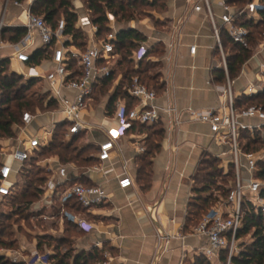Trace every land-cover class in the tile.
I'll return each mask as SVG.
<instances>
[{
    "label": "built area",
    "instance_id": "built-area-1",
    "mask_svg": "<svg viewBox=\"0 0 264 264\" xmlns=\"http://www.w3.org/2000/svg\"><path fill=\"white\" fill-rule=\"evenodd\" d=\"M36 0H28L25 7L27 21L24 26L27 31L19 42H7L1 39V32L4 27H12L7 24L6 15L11 3L22 6L20 0H3V7L0 11V60L8 59L10 63L16 64L15 73L23 77V81L35 80V85L44 82L47 87L46 102H55L59 106V115L62 117L61 124H66V139H71L85 131H91L96 126L85 118V112L93 101L96 86L105 78L111 76L113 65L110 59L114 57V42L118 38L122 28H127L126 22H119L114 12L107 11L106 28L108 33L104 38H98V27L93 25L89 30L90 44L81 51L78 48L67 45L70 38L65 34L66 19L60 18L58 24L53 28L47 23L44 17L32 13L31 8ZM194 12H205L211 25L216 40L217 50L220 55V65L226 75L225 85L221 87L220 107L205 110L189 109L190 118L193 121L208 124L212 133V139L219 145L228 146L230 160L226 163L225 172H228L229 165L235 170V180L230 187V193L220 208H213L193 229L197 235L207 238L208 244L201 250L210 261L218 258L221 251H228L227 264H231V257L238 251L236 236L243 225V202L248 199L264 217V196L263 181L255 177L256 164L264 159L263 152L256 154L243 153L240 148L241 131H249L255 135L264 128V109L255 105L238 108L236 101L242 96H250L254 88L248 87L243 92L234 91V80L229 76L228 57L230 52L224 47L222 32L227 31L232 41L246 49L251 48L250 30L243 25L236 23L242 14L247 19L257 20L264 5L260 0H252L239 13L228 0H218L222 7V14L218 19L214 9L213 0H186ZM80 27L91 25L88 17H79ZM78 23V24H79ZM121 23L124 25H121ZM183 23L179 18L176 28ZM40 38L42 48L52 52L51 62L53 67H45V59L40 62H33L31 51L36 43V37ZM180 39V33L178 34ZM177 37V41L179 40ZM176 42H170L169 48L173 49ZM264 49V33L259 45L255 48L254 54ZM5 50H9L8 56L1 57ZM197 46H190V54L195 56ZM137 55V53H136ZM76 57L78 66L73 69L71 60ZM168 59V58H167ZM121 77H119L120 79ZM118 79V80H119ZM114 83V87L118 84ZM111 90V92H112ZM128 94L136 103L130 106L127 100L121 96L113 103V110L109 116V125L99 126L97 129L105 131V139L99 143L97 155L98 163L86 169V173L98 172L105 175L107 171L104 165L113 163L121 156L120 143L125 137L130 136L133 140L136 151L143 153L144 146L141 144L142 137L138 134H129L135 123L153 126L162 122L166 116L170 129L174 130L182 123V112L175 105L165 108L155 104L157 91L147 84L134 77L131 86L127 89ZM36 115L27 110L22 115V124L16 127L19 135L14 138L15 143L8 145L7 140L0 139V201L11 199L20 191L18 177L26 176L30 167L29 163L36 160L42 149L48 147L55 133V127L51 129L40 128L27 138L21 137L28 127L33 123ZM255 120L256 123H252ZM250 121V122H249ZM218 157V156H217ZM37 164L45 169L48 178L43 186L44 193L38 203L33 205L34 212H44L45 208H55L56 213H42L39 218L55 222L58 225L57 231L64 228L65 222L74 225L78 229L91 227L86 213L95 207L104 204L108 200L107 192L100 185H89L81 182H73L68 174L67 164L60 162L59 158L39 159ZM132 178L124 173L119 179L121 188L132 185ZM26 187V186H25ZM68 206V204H70ZM73 205H78L83 213L76 212ZM71 209L70 211L67 210ZM54 231V230H53ZM176 235H157L159 244L169 242ZM180 237V236H179ZM20 252L8 249H0V255L13 264L20 262ZM52 251L42 252L38 246L30 250L29 256L22 260L25 264H53L51 259ZM97 264H109L107 261H99Z\"/></svg>",
    "mask_w": 264,
    "mask_h": 264
},
{
    "label": "crops",
    "instance_id": "crops-1",
    "mask_svg": "<svg viewBox=\"0 0 264 264\" xmlns=\"http://www.w3.org/2000/svg\"><path fill=\"white\" fill-rule=\"evenodd\" d=\"M21 2L23 3L21 7L13 3L9 6L6 15L9 26L24 25L27 21L24 9L28 0ZM212 4L219 19L222 7L218 0H213ZM2 7L3 0H0V11ZM74 8L79 17L88 16L91 22V25L84 28L88 36L86 42L90 44L88 30L95 25L94 18L86 11L81 0H75ZM159 8L160 12L148 11L143 20H132L125 25L127 28L138 29L147 38L142 43L139 55L135 56V68L145 55L149 53L150 56L158 45L162 46L161 56L150 57L162 65L161 81L164 87L156 90L158 96L155 104L162 108L175 105L182 112V123L174 130L169 128V119L163 117L161 123L164 138L160 149L152 158L150 183L145 185L137 177L140 167L138 157L143 153L136 151L137 147L130 136L121 140L120 158L103 166L107 171L105 175L98 172L86 173L87 168L98 163V145L106 137L105 131L97 128L109 125L114 103L110 104L109 96L99 101L93 100L89 104L85 118L96 128L80 134L88 138L85 145H93L87 150L93 151L90 154L95 158V163L79 166L72 162L64 163L58 155L46 157L59 158L61 163L69 165L68 174L73 182L100 185L107 192L108 200L86 213L91 227L76 228L72 232L71 240L75 253L98 248L103 251L102 261L109 264L194 263L196 257L201 255V250L208 244L206 237L193 232L194 221L188 218L189 202L194 197L195 172L203 157L208 154L221 158L224 162L223 168L227 167L226 163L230 160L228 146L214 142L209 125L193 121L188 112L189 109L205 110L220 107L221 87L226 82L216 40L206 14L194 12L186 0H163ZM179 18H183V23L176 28ZM172 41L176 43L175 47L170 49L169 43ZM192 45L197 46L195 56L190 54ZM41 48L40 38L37 36L31 54ZM9 53V50H5L1 57L8 56ZM45 54L48 55V58H44L47 59L45 67L52 68V52ZM254 62H257V65L253 69ZM77 66L76 63L73 69ZM16 67L17 65L12 62L9 64L11 71H15ZM246 75L251 78L244 85L242 79ZM233 80L234 91L237 93L251 86L254 88L252 95L263 91L264 49L258 50L244 64L241 74ZM35 87L41 89V96L46 97L47 87L44 82L37 83ZM48 105L49 103L45 102L44 109L36 110L33 123L21 137L27 138L28 134H33L40 128L51 129L61 125L59 106L55 102H52L51 106ZM251 122L256 123L255 120ZM18 135L19 131L16 130L15 137ZM15 137L5 138L8 145L15 143ZM45 172L48 174L46 170ZM124 173L133 181L127 188H121L119 185V179ZM58 231L64 232L65 226ZM159 233L177 237L159 244L157 238ZM32 249L33 247L29 250ZM211 262L221 264L218 258Z\"/></svg>",
    "mask_w": 264,
    "mask_h": 264
},
{
    "label": "trees",
    "instance_id": "trees-1",
    "mask_svg": "<svg viewBox=\"0 0 264 264\" xmlns=\"http://www.w3.org/2000/svg\"><path fill=\"white\" fill-rule=\"evenodd\" d=\"M23 1V0H20ZM74 0H36L32 5V13L45 18L48 24L55 28L60 18L64 16L66 19L65 34L70 36L67 45L80 49H86V33L79 26V15L75 11ZM86 11L94 18L93 22L98 27V38H104L108 33L106 28L107 11L114 12L118 17L119 22H131L134 20V15L140 8H144V16L148 15L147 10H154L158 6L161 7L163 0H82ZM252 0H228L239 13ZM264 5V0H260ZM141 11V12H143ZM258 20L247 19L244 14L240 15L236 21L237 24L246 26L250 30L251 48L246 49L235 44L227 31L222 32V40L224 47L230 52L228 57L229 76L231 79L236 78L244 64L253 56L255 48L259 45L264 33V8L259 12ZM27 29L24 26L4 27L1 32V39L7 42H19L26 34ZM147 40L146 36L135 28H125L118 34L117 40L114 42L115 53L117 56L114 61L113 71L110 77L103 79L95 88L93 100L99 101L106 96L111 97V103L121 96L125 98L130 106L136 103L127 92L131 86L134 77L149 87L155 90L164 87L163 81L158 80L157 77L149 76L147 72V65L142 68L144 60L149 57V53L140 60L139 66L135 68V53L142 47V43ZM49 52L48 49H38L32 56L33 62H40L44 58H48L45 54ZM45 54V55H44ZM78 62L76 57L71 60V66ZM10 61L8 59L0 60V139L13 138L16 135V127L22 124V115L29 110L35 113L38 109H44L46 97L40 96L35 100H30L27 93L31 88L35 87V80L23 81V77L13 72L9 68ZM225 74V73H224ZM161 76V75H159ZM119 77H121L119 79ZM119 79V80H118ZM118 80V84L112 90L114 83ZM112 90V92H111ZM51 102L49 105L51 106ZM48 105V106H49ZM258 106L264 109V90L258 94L251 96H242L236 101L238 108H246L249 106ZM66 124L57 126L51 143L48 147L41 150L39 157L29 163L30 167L26 174V187L15 195L12 201L16 205L13 215L20 214L24 218L39 217L43 212H34V202L40 200L44 193L43 186L48 178L45 170L41 168L37 162L39 159L49 157L51 155H58L64 163H75L79 166L95 163V158L91 154H86L88 146L82 145L80 147L73 146L74 140L80 137L74 136L72 139L65 141L62 138L66 134ZM146 130L150 134L143 139V146L145 151L138 157L140 162L138 178L145 185L151 181L152 173V158L161 147L164 138V129L162 123L148 126L140 123H135L133 129L129 134L144 133ZM157 136V139L154 138ZM264 147V128L258 131L254 136L249 131H241L240 133V148L243 153L256 154L261 152ZM221 158L214 155H206L200 162L199 167L194 175V197L189 202L188 218L194 221L195 226L199 224L204 215L209 213L214 208L215 202H220V196L213 195V187L216 185V190H221V196L226 198L230 193V188L227 184L234 182L235 170L233 165H229L228 173L224 175L225 185L218 183L219 167L216 162H220ZM208 164V169L202 168ZM221 166V165H220ZM255 177L264 182V160H259L256 164ZM223 174L225 169L221 171ZM227 179V180H226ZM230 179V180H229ZM92 185V184H90ZM218 185V186H217ZM233 185V184H232ZM264 196V191L262 192ZM243 225L238 231L236 240L238 243V251L231 257V264H264V217L257 210L256 207L246 199L243 202ZM76 212L83 213L78 205H73ZM54 210L59 211L58 207ZM11 216L7 215L9 219ZM58 228V225L54 222ZM65 233L63 237L55 238L51 234H43L37 237V245L40 250L46 247H52L51 259L53 264H97L103 260V251L98 248L90 251H79L75 253L73 242L71 240L72 232L76 227L68 222H65ZM3 230V229H1ZM2 232V231H1ZM252 234L250 242L240 240ZM71 235V236H70ZM49 240V241H47ZM15 241L13 239H0V245L12 247ZM54 243V245H53ZM68 245L63 251L62 245ZM218 260L221 264H227L228 251L223 250L218 255ZM0 264H13L0 255ZM192 264H212V262L201 254L196 257Z\"/></svg>",
    "mask_w": 264,
    "mask_h": 264
},
{
    "label": "rangeland",
    "instance_id": "rangeland-1",
    "mask_svg": "<svg viewBox=\"0 0 264 264\" xmlns=\"http://www.w3.org/2000/svg\"><path fill=\"white\" fill-rule=\"evenodd\" d=\"M74 2H75V0L73 1V4H74ZM144 8H140V10L135 13L134 21H139V20L144 19V17H145L144 16L145 12L143 11ZM154 10L160 12L159 6ZM141 11H143V12H141ZM147 11H152V10H147ZM86 39L88 40L87 34H86ZM87 44H88V41H87ZM139 51H136V53L138 54ZM161 52H162V46L158 45V47L155 48V51L151 52L149 58H147L142 65V68H144L145 65H147V72L146 73L149 76L157 77L158 80H161V76H159V75H161L162 65L160 62H157L153 58H150V57L161 56ZM116 57L117 56H114L110 59L111 65L114 63L115 59H117ZM253 65L254 66L252 68L254 69L255 66L257 65V62H254ZM242 69H243V67H242ZM242 69H241V72H242ZM241 72H240V74H241ZM249 78H251V77H247V75L243 77L242 82L244 85L246 83H248ZM40 96H41V89H39L37 87L31 88V90L27 93V97L30 100H35ZM150 132H151V130L150 131L146 130L144 133H141V137H142L141 143H143V139L146 138V135L150 134ZM154 138L157 139V136H154ZM62 139L65 141H68V140H66L65 137ZM87 139L88 138L85 135H80L79 138L74 140L73 146L80 147L82 145H85ZM92 146L93 145L88 146V147H92ZM92 152L93 151L89 149V150H86L85 153L90 154ZM261 152H263V155H264V147H263V149H261ZM223 163L224 162L222 159L220 162H216V164L219 167V170H217L218 171L217 180H218V183H220V185H225V183H226V182H224L225 180H223L226 172H224V174L221 172L222 169H224L222 166ZM207 167H208V164H205L202 168L208 169ZM26 181H27V178L25 175L21 174L18 177V185H19L20 190H23L25 188ZM232 184H233V182H231V183L229 182L227 184V186H229V188H230L232 186ZM263 187H264V182H263ZM216 189H217V187L215 185L213 187L212 193L214 196H220V202H218V201L215 202L213 206L215 208H220L225 201V197L221 196V190H216ZM38 202H39V200L38 201L36 200L34 202V205ZM71 203L72 202H70V204H68V206H70ZM59 205H60V201L58 200L57 204H55V206L57 207ZM15 209H16V205L12 201V199H5L3 201H0V239H6L7 238V239H13L15 241V243L12 247L0 245V249L4 248V249L12 250L15 252H20V254H19L20 255V262L15 263V264H25L22 260L24 259V257L29 256V253H30L29 249H31L32 247H34L37 244L36 243L38 241L37 237L38 236L40 237V235L41 236L43 235L41 233L51 234L55 238H60V237H63V235H66L65 232L57 231V227L55 225H52L51 222L54 220L49 221V220L40 219L39 217L34 218L32 220V218H24V216H21L20 214H18V215L14 214L13 215V211H15ZM67 210L70 211L71 209H69V207H68ZM51 212L56 213V210H54L52 207L51 208H45L43 213L46 214V213H51ZM7 215L8 216L10 215L11 217L9 219H7L6 218ZM1 229H3V230H1ZM251 238H252V234L249 233L248 235L244 236L240 240V242L241 241L250 242ZM47 241H49V240H47ZM53 245H54V243H53ZM67 247H68L67 244L62 245V250L64 251ZM46 250L52 251V247H47V245H46L44 250H41V251L46 252Z\"/></svg>",
    "mask_w": 264,
    "mask_h": 264
}]
</instances>
